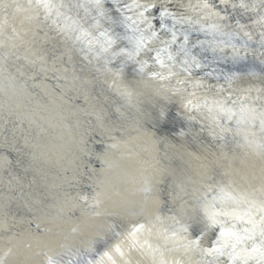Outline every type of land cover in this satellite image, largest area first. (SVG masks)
<instances>
[{
	"label": "bare ground",
	"instance_id": "1",
	"mask_svg": "<svg viewBox=\"0 0 264 264\" xmlns=\"http://www.w3.org/2000/svg\"><path fill=\"white\" fill-rule=\"evenodd\" d=\"M138 2L0 0V264H264V0Z\"/></svg>",
	"mask_w": 264,
	"mask_h": 264
},
{
	"label": "water",
	"instance_id": "2",
	"mask_svg": "<svg viewBox=\"0 0 264 264\" xmlns=\"http://www.w3.org/2000/svg\"><path fill=\"white\" fill-rule=\"evenodd\" d=\"M137 188L140 189V192L143 193V196H149L150 194L154 195L155 191V185L152 184V182L146 181L143 185L138 186ZM146 198V197H145ZM105 222H97L96 227L101 229L103 228L105 231V235L113 236L115 230L124 229L125 227H128L131 222L135 223L137 222V219H132L131 217H128L127 219H122L119 215L117 216H108L105 218ZM109 224L106 228V225ZM104 237H96V240L92 242V251L90 252L88 249L84 248V243L78 242V241H70L62 247V249L59 251V255L55 258L56 260H60V257L62 259H67L69 262L67 264H80L81 262H84L88 260L92 254L97 251L101 243L99 242ZM94 247V248H93ZM98 252V251H97ZM54 259V260H55Z\"/></svg>",
	"mask_w": 264,
	"mask_h": 264
},
{
	"label": "clouds",
	"instance_id": "3",
	"mask_svg": "<svg viewBox=\"0 0 264 264\" xmlns=\"http://www.w3.org/2000/svg\"><path fill=\"white\" fill-rule=\"evenodd\" d=\"M128 7L130 9L131 8H142L143 9V11L139 12L137 15V19L141 20V22H142L143 19H146V17H144V12L148 11V9L150 7H152V5H144V4L139 3L138 0H133V3L128 5ZM205 7H207V4H205ZM161 15L163 16V15H172V14L170 12H165V13H161ZM129 19H131V18H129ZM133 23H136V21H133ZM129 27H132V25L130 24ZM148 27H151V24H149ZM137 30H139L141 32L143 31L139 28ZM156 35H157V33L153 31L150 36L143 37L141 43H144V45L146 47L147 41L152 40L153 38L156 37ZM175 38H176L175 35H173V40H175ZM185 39H187V37ZM121 51H126V50L122 49ZM139 51H141V49H137V52L133 53L131 55H136L139 53ZM167 59L172 60V56H168ZM155 64L159 65V69L157 71L147 73L149 76H151L155 79L167 80L172 76L178 75V73L176 71H174L172 69V67L165 62V59L161 57L159 52L156 53ZM200 66L201 65L199 63L196 64V67H200ZM148 67H149V61L144 60L143 62H141V65H140L141 71H145L146 69H148ZM185 71H187V69H185ZM189 104H191V101H189Z\"/></svg>",
	"mask_w": 264,
	"mask_h": 264
},
{
	"label": "rangeland",
	"instance_id": "4",
	"mask_svg": "<svg viewBox=\"0 0 264 264\" xmlns=\"http://www.w3.org/2000/svg\"><path fill=\"white\" fill-rule=\"evenodd\" d=\"M103 239L102 240H100V243H101V245H102V243L104 242V240H106L107 239V237H106V235H103ZM88 250H89V247H88ZM90 252L92 251V248H91V250H89ZM92 258H95V256L92 254V256L88 259V260H86V261H84V262H81L80 264H84V263H86V262H88L89 260H91ZM67 261V262H66ZM60 262L61 263H63V264H67L69 261L66 259H64V260H60ZM49 263L51 264L52 263V261H49ZM54 264H57L56 262H54Z\"/></svg>",
	"mask_w": 264,
	"mask_h": 264
}]
</instances>
